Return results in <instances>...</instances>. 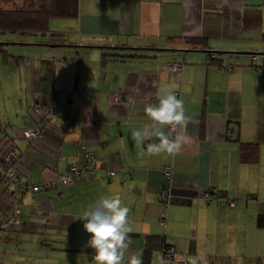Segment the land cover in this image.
Here are the masks:
<instances>
[{"label":"crops","instance_id":"1","mask_svg":"<svg viewBox=\"0 0 264 264\" xmlns=\"http://www.w3.org/2000/svg\"><path fill=\"white\" fill-rule=\"evenodd\" d=\"M73 19L76 35H66V44L6 52L0 78L17 98L13 112L0 108V123L12 125L0 154L15 146L17 173L28 184L81 162L79 143L98 169L25 192L0 182V220L20 208V222L0 229V264H96L79 218L102 196L129 209L124 264L133 256L142 264L149 234L162 235L188 264H264V68L249 58L257 52L264 65V0H79ZM192 37L205 43L194 48ZM105 49L139 56L105 62ZM209 51L232 67L209 63ZM172 61L188 78L168 67ZM175 91L187 123L171 137L188 139L175 155H152L148 145L157 138L140 143L135 132L152 127L145 107ZM33 127L42 132L37 143L21 134ZM242 143H255V159H241ZM212 189L226 195L206 200ZM162 260V247H154L148 264Z\"/></svg>","mask_w":264,"mask_h":264},{"label":"clouds","instance_id":"2","mask_svg":"<svg viewBox=\"0 0 264 264\" xmlns=\"http://www.w3.org/2000/svg\"><path fill=\"white\" fill-rule=\"evenodd\" d=\"M144 111L151 119L152 127L150 129L145 126L136 131L135 139L143 143L154 135L158 142L148 145L150 154H177L188 139L186 136L171 137V132L176 128L186 126L184 101L174 92H169L160 99L158 106L149 104ZM164 126H169L167 132ZM128 213L129 209L122 205L119 198L102 196L79 218L85 221L83 227L91 234L88 245L94 250L96 264H124L125 251L131 244V237L128 235L130 229L127 227ZM182 259L177 256L176 264H182ZM130 264H141V259L133 256Z\"/></svg>","mask_w":264,"mask_h":264},{"label":"trees","instance_id":"3","mask_svg":"<svg viewBox=\"0 0 264 264\" xmlns=\"http://www.w3.org/2000/svg\"><path fill=\"white\" fill-rule=\"evenodd\" d=\"M78 9H79V0H0V33L1 34L17 33L19 36H21L20 40L18 39L17 41H19L22 44H29V45L43 44L50 46L66 44L63 33L50 30L49 28L50 20L55 18H75L78 15ZM8 41L9 40L0 41V54H2L3 56L7 55L6 53L7 50L4 48V46L8 43ZM187 41L191 43L192 46L195 48L197 46H200V43H205V38L192 37ZM69 43L73 44L71 42ZM114 48H118V47H114ZM126 49L127 48H124V50ZM211 54L212 51H209L208 53L209 63H214L215 65L222 67L223 64L222 60L216 56H212ZM252 55L257 56V59L255 61H252L251 59ZM261 55L264 58V54ZM138 56L139 55L135 53L133 54L120 53L119 50L116 49L114 50V52H110V50L107 49H105L102 52V58L105 62L113 61V60H123L124 58H133V57L135 58ZM260 57L261 56L257 52L249 53L250 63L251 65H253V67L257 69V71L264 68V65L261 64L263 62L259 61ZM48 107L50 106L44 104L41 107L42 112H45L49 115L50 114L54 115L55 109L53 107L50 108ZM39 119H42V117L40 116ZM8 126H12V125H8V124L4 125L0 123V133H3L1 134L2 136L0 135V144L2 143V145L3 144L6 145L9 141V138L7 137V135H5L6 128ZM247 145H252L251 151L249 152L250 153L249 157H246L245 153L243 152ZM241 150L242 151L240 156L242 160H248V159L253 160L256 158L255 143H242ZM163 175H164V170H163ZM164 177L166 176L164 175ZM169 179L170 178L166 177L167 181H169ZM167 188L170 191V185L168 183L166 185H163V187L159 192V195ZM205 192L209 194L208 197H204L206 198V200H211L214 197L213 193H216V197H221L226 195L224 190L221 189L219 190L216 189L215 191H213L212 189V191L208 190ZM170 195H171V191H170ZM230 202L232 203V205L234 204L232 200H229V204ZM166 209L164 208L162 210V212H165L164 219L166 218L167 215ZM160 216H161V220H164L162 215ZM169 246L172 245L167 244L162 235H154V234L146 235L142 264H148V256L154 247H162V252H163L164 248H167ZM93 253L94 252H92L91 254ZM185 262L186 264H188V261L186 259Z\"/></svg>","mask_w":264,"mask_h":264},{"label":"built area","instance_id":"4","mask_svg":"<svg viewBox=\"0 0 264 264\" xmlns=\"http://www.w3.org/2000/svg\"><path fill=\"white\" fill-rule=\"evenodd\" d=\"M252 61H255L257 59L256 55L251 56ZM181 61H172L168 63V67L180 74V76L184 79L188 78V75L186 73H183L181 71L182 65ZM223 68L230 69L232 66L227 62H223L222 64ZM178 91H175V94H178ZM119 99H121V94L116 93L115 94ZM115 99H117L115 97ZM68 121V119H67ZM169 126H166V131H168ZM176 130V129H175ZM175 131L171 132V135L174 134ZM22 136L31 141L32 143H37L40 141L42 137V132L38 127L33 128H27L22 131ZM79 148L83 150V158L81 162L73 163L68 166V168L63 172L60 173L58 176L46 179L43 181H40L35 184H28L25 181H22L20 176L17 173L16 170V163L19 157L18 151L15 148L14 145L9 144L0 154V182H4L5 184H8L12 188H14L15 191L19 192H25L27 190H38L43 188H51L58 185V182H61L63 184H67L71 182L76 176H78L81 173H87V174H93L96 172L98 167L94 164V157L93 152L89 149H86L85 146L81 143H79ZM164 175L168 178L171 177V169L170 167H165L164 169ZM107 175H111L113 171L108 170L106 171ZM204 197H208L209 194L207 192L203 193ZM160 202L162 203L163 209L168 206L169 199H170V191L169 189H165L160 195H159ZM20 213L19 207H14L13 212L9 215L4 216L0 220V229L7 228L10 224H17L20 222V218L18 217V214ZM162 217L164 219L165 212H162ZM94 252V250H91V253ZM177 256L182 257V264H186L185 259L180 253H178L173 246H169L167 248H164L163 250V260L162 264H176L175 258Z\"/></svg>","mask_w":264,"mask_h":264},{"label":"rangeland","instance_id":"5","mask_svg":"<svg viewBox=\"0 0 264 264\" xmlns=\"http://www.w3.org/2000/svg\"><path fill=\"white\" fill-rule=\"evenodd\" d=\"M49 28H50V30L58 31L59 33H61V31L67 32L64 35V37L66 35H70V34L76 35V32H74L75 29H74V19L73 18H55V19H52V20H50ZM3 37H6V38H3ZM20 37L21 36H19L17 33H5V34L0 33V41L11 40V41H8L9 44L7 43L4 46V48L10 53V55L13 54V52L9 51V49H11L10 47H12L13 49H18V50H27V49L34 47L32 45L22 44L19 41H17L18 39L20 40ZM63 49L69 50V48H63ZM260 51L264 52L263 49H261ZM16 54H19V53H16ZM222 55H225V53H223ZM4 61H5V56L0 54V71H4L8 68L6 65H4V63H3ZM5 88L9 91L8 93H5L3 91ZM12 90H13V87L6 85L5 80L0 78V108H3L4 103H5V106L8 108V112H13L15 109V104H16V101H15L17 98L16 91L14 90L13 92H11ZM114 96L117 98V100H120L116 95H114ZM22 100L25 102V98L23 95H22ZM174 131H175L174 134H176V130H174Z\"/></svg>","mask_w":264,"mask_h":264}]
</instances>
